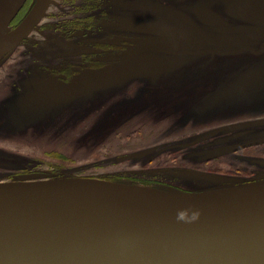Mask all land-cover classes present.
Wrapping results in <instances>:
<instances>
[{
    "label": "rangeland",
    "instance_id": "rangeland-1",
    "mask_svg": "<svg viewBox=\"0 0 264 264\" xmlns=\"http://www.w3.org/2000/svg\"><path fill=\"white\" fill-rule=\"evenodd\" d=\"M217 7L229 20L222 31L193 16L175 21L185 40L133 36L143 46L131 58L136 69L146 56L160 62L146 78L133 74L62 94L81 85L76 79L48 94L56 68L32 64L33 56L74 55L76 46L54 39L50 49L32 54L24 46L1 58L0 183L25 175L34 181L143 180L149 190L192 194L264 182V145L213 150L264 136V0ZM246 114L254 116L239 119ZM241 132L246 136L238 137ZM150 149L146 157L119 161Z\"/></svg>",
    "mask_w": 264,
    "mask_h": 264
},
{
    "label": "water",
    "instance_id": "water-1",
    "mask_svg": "<svg viewBox=\"0 0 264 264\" xmlns=\"http://www.w3.org/2000/svg\"><path fill=\"white\" fill-rule=\"evenodd\" d=\"M26 1L0 0V59L29 36L50 3L38 0L10 30ZM196 16L208 26L228 25L209 8H197ZM133 26L187 38L174 27ZM157 68L158 62L148 59L143 72L151 75ZM123 74L86 72L81 83L93 88ZM56 89L53 83L48 92ZM80 90L75 87L72 94ZM263 143L264 138L243 147ZM34 179L25 175L22 181L0 183V264H264V182L176 194L98 179Z\"/></svg>",
    "mask_w": 264,
    "mask_h": 264
},
{
    "label": "flooded vegetation",
    "instance_id": "flooded-vegetation-1",
    "mask_svg": "<svg viewBox=\"0 0 264 264\" xmlns=\"http://www.w3.org/2000/svg\"><path fill=\"white\" fill-rule=\"evenodd\" d=\"M232 1L235 0H50L39 23L34 27L29 36L12 52H18L24 46H28L32 54L42 46L45 49H50L51 42L53 43L54 39H62L64 42L71 43L78 48L77 53L74 55H54L49 60H43L44 58L39 55L33 56L32 64L54 66L56 68V78L49 79L45 86L47 92L53 83L58 89L57 92H59L61 84L72 85V82L76 79H78L81 85H74L69 89H64L61 93H70L72 95V90L78 86L82 90L83 88L92 89L83 86L81 83L82 76L86 72H105L107 69L125 72V74L115 78H123L133 74H139L143 78H146L157 72L160 62L153 56H146L138 66L139 68L136 69L135 65L133 66L131 63V58L136 57V51L141 50L143 46L142 44L138 45L133 36H162L137 29L133 25L138 23L142 25L157 24L165 28H178V30L185 33L179 25L175 24V21L184 19L188 22L193 16L197 18V8H209L223 16L228 21V25L224 28L213 27L203 24L197 19L204 26L222 31L229 26V20L218 9L217 4L230 3ZM37 2L38 0H27L17 17L10 24L9 29L13 30L20 25L34 9ZM181 4L188 5L186 9H181ZM163 38L176 40L166 36H163ZM176 41L180 40L177 39ZM52 59H55V63L45 62ZM148 59H154L158 62L157 70L151 75H146L143 72V66ZM5 67L6 64L0 66V71ZM128 69H130V72L126 73ZM3 83V77L0 73V115L3 106ZM48 94L54 93L48 92ZM236 111L231 109L229 113L231 115L239 114ZM253 116H248V114L241 115L239 119L251 118ZM259 123H263L260 125H264V119L259 120ZM235 125L242 124L238 123ZM244 133L241 132L242 135L238 137L246 136ZM262 138L264 136L257 140ZM253 141L244 142L241 145L236 141L231 145L214 148L213 150L218 152H237L261 146L259 144L243 147ZM233 147L238 149L231 150L230 148ZM210 149L211 146L209 145L207 151Z\"/></svg>",
    "mask_w": 264,
    "mask_h": 264
},
{
    "label": "trees",
    "instance_id": "trees-1",
    "mask_svg": "<svg viewBox=\"0 0 264 264\" xmlns=\"http://www.w3.org/2000/svg\"><path fill=\"white\" fill-rule=\"evenodd\" d=\"M128 178H133V177H128ZM140 181H141L140 183L137 182L135 184L140 185V186H145L144 183L146 182H144L143 180H140Z\"/></svg>",
    "mask_w": 264,
    "mask_h": 264
},
{
    "label": "bare ground",
    "instance_id": "bare-ground-1",
    "mask_svg": "<svg viewBox=\"0 0 264 264\" xmlns=\"http://www.w3.org/2000/svg\"><path fill=\"white\" fill-rule=\"evenodd\" d=\"M14 21V20H13ZM264 144V143H263ZM262 145V144H261ZM104 181H106V180H104ZM108 182H112V181H108ZM114 183H118V182H114ZM121 183V182H120ZM122 184H129V183H122ZM133 185H136V186H140V185H137V184H135V183H132Z\"/></svg>",
    "mask_w": 264,
    "mask_h": 264
},
{
    "label": "clouds",
    "instance_id": "clouds-1",
    "mask_svg": "<svg viewBox=\"0 0 264 264\" xmlns=\"http://www.w3.org/2000/svg\"><path fill=\"white\" fill-rule=\"evenodd\" d=\"M193 218H195V217H193Z\"/></svg>",
    "mask_w": 264,
    "mask_h": 264
}]
</instances>
